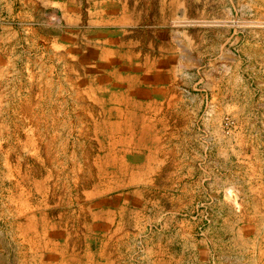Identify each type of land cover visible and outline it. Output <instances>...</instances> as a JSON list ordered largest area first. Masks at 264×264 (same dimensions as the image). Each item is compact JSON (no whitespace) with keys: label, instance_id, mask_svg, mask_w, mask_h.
<instances>
[{"label":"rangeland","instance_id":"374dc122","mask_svg":"<svg viewBox=\"0 0 264 264\" xmlns=\"http://www.w3.org/2000/svg\"><path fill=\"white\" fill-rule=\"evenodd\" d=\"M128 59L170 94L112 110ZM263 240L264 0H0V264H261Z\"/></svg>","mask_w":264,"mask_h":264},{"label":"crops","instance_id":"0c3cea01","mask_svg":"<svg viewBox=\"0 0 264 264\" xmlns=\"http://www.w3.org/2000/svg\"><path fill=\"white\" fill-rule=\"evenodd\" d=\"M117 52L107 51L108 54L105 56L106 58L109 56L120 57V54H117ZM128 60V65H121L120 68L113 69V71L110 72V78L108 79L107 77L108 80L112 81L111 89H119L118 91L112 92L110 96V101L116 103L112 110L124 108H132L135 110L147 105L156 104L170 94L172 91L171 88L174 86L170 70L161 71L160 68H158L145 71L139 69V67H132V65L136 64H134L133 59ZM113 64L114 62H112V65ZM118 97H120L123 102L118 103L117 99H120ZM122 112L133 113L135 116V112H131V110H124ZM257 252L259 255V262L264 264V240L258 247L256 246V253Z\"/></svg>","mask_w":264,"mask_h":264}]
</instances>
